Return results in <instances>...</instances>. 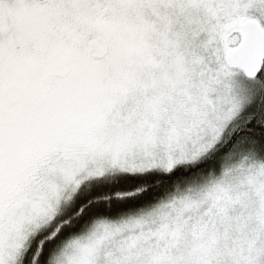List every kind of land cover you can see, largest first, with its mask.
<instances>
[{"label":"snow or ice","instance_id":"1","mask_svg":"<svg viewBox=\"0 0 264 264\" xmlns=\"http://www.w3.org/2000/svg\"><path fill=\"white\" fill-rule=\"evenodd\" d=\"M0 264H264V0H0Z\"/></svg>","mask_w":264,"mask_h":264}]
</instances>
